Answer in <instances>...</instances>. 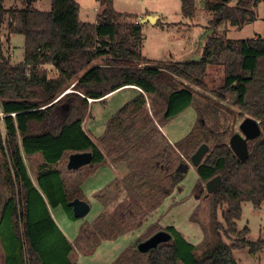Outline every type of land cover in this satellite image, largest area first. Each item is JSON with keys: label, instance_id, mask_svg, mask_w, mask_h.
<instances>
[{"label": "trees", "instance_id": "obj_1", "mask_svg": "<svg viewBox=\"0 0 264 264\" xmlns=\"http://www.w3.org/2000/svg\"><path fill=\"white\" fill-rule=\"evenodd\" d=\"M8 1L15 5L6 8ZM231 1L206 0L204 9L213 16L210 25L215 27L220 22L242 30L256 21L254 10L264 2L233 0L230 5ZM34 3L36 0H0L3 264H76L74 255L81 251V241L90 245L91 253L101 241H113L138 230L181 182L179 171L184 163L180 155L190 160L204 144L209 151L195 169L198 181L192 194L205 190L202 185L207 181L221 178L219 189L204 195L212 209L211 223L204 230L206 237L211 233L214 238L212 248L208 246L204 257L197 260L196 248L173 227L150 225L141 236L143 242L159 232L169 234L170 241L146 254L131 246L112 264H238L234 251H262L264 241L248 242L249 230L238 231L236 223L243 204L259 209L264 203V38L235 41L212 35L197 62L170 61L150 67L142 55L139 18L116 12L111 0H99L100 9L92 23L81 20L75 0H50L49 11L35 9ZM180 3L182 16L193 19L195 0ZM5 29L7 41L11 35L23 38V61L16 66L3 53L1 32ZM219 65L223 85L212 94L218 101L234 96L238 117H250L260 124L261 135L247 144L248 157L243 162L230 150L227 132L208 127L201 110H197L200 116L191 131L173 147L155 125L157 122L164 127L192 104V91L189 87L179 89L176 79L206 89L208 68ZM45 66L56 71L54 78L49 77ZM129 87L141 93L108 119L99 138L91 139L82 128L88 102H101ZM81 153L92 155L90 168L107 161L113 166L128 164L131 172L126 180H132L135 197L116 203L112 216L101 214L91 230L83 227L81 238L70 243L51 211L60 207L70 220L77 221L67 204L75 199L85 201L84 194L79 183L64 180L58 166L68 171L69 156ZM104 196L95 198L103 202ZM113 199L117 196L109 198L111 202ZM225 239L232 244L227 245Z\"/></svg>", "mask_w": 264, "mask_h": 264}, {"label": "rangeland", "instance_id": "obj_2", "mask_svg": "<svg viewBox=\"0 0 264 264\" xmlns=\"http://www.w3.org/2000/svg\"><path fill=\"white\" fill-rule=\"evenodd\" d=\"M75 1L80 8L81 20L86 23L94 22L100 9L99 0ZM111 1L116 12L137 16L139 18L138 22L148 16L160 19L158 26H156L157 22L155 25L149 23L142 25L144 40L142 55L150 60V67L162 63L159 60L164 58V63L170 61L197 62L202 56L204 44L212 35L226 36L227 39L235 41L264 38V2H261L254 10L256 21L244 26L242 30H236L228 24H220V22L215 27L210 25L209 22L213 19V16L204 9L206 0H195L196 11L194 18L191 20L182 16L180 0ZM233 4L234 1L232 0L230 5ZM14 5L13 1H8L5 7L9 8ZM33 6L37 10L49 11L50 0H36ZM163 27H166V29H163ZM1 37L4 56L9 59L12 66L21 64L23 61V38L11 35L9 41H7L6 29L1 32ZM93 64H100V62ZM45 68L48 70L49 77L55 76L52 67L45 66ZM176 81L179 89L189 87L194 97L191 106L177 119L169 122L164 127H160L157 122L155 124L161 128V133L172 147L174 143L186 137L194 127L197 118L200 116L197 110L202 111V118H204L208 127H217L220 131L227 132L229 138L239 133L238 128L243 120L238 117L237 109L233 106L234 96H229L226 101H218L212 94L223 85V70L220 65L208 68L205 78L206 89L187 86L185 82L179 79H176ZM67 92L69 93L71 90ZM135 94L134 91L126 89L115 94L104 103L88 102L89 109L85 119H91L90 124L93 122L98 130V132L91 131L93 140L102 134L106 121L119 108L129 102ZM145 99L148 113L152 116L149 107L150 101L146 96ZM90 124H82L86 133H88ZM0 127L2 129L0 133L4 135L1 117ZM158 130L160 131L159 128ZM203 135L208 136L205 131ZM180 156L181 162L184 163L183 170L179 171L181 182L173 189L170 196L165 198L159 208L150 213L148 219H145L141 224V227L116 240L101 241L96 248H92L91 253L88 251L90 245L81 241V251H77L74 255L76 264H112L125 250L131 246L135 248L143 242L141 236L150 225H156L160 228L173 227L187 243L196 248L194 256L197 260L204 257L206 248L208 246L212 248L214 244L211 233L206 237L204 232L206 226L211 223V203L207 198H204L205 190L201 193L198 191V193L192 194L198 178L195 169L190 164V160H186L182 154ZM107 163L109 162L107 161L94 168L84 166L71 173L65 171L63 165L58 166L59 170L64 173V180L68 184L73 182L80 184L81 190L84 192L85 202L90 206L88 215L77 221L70 220L69 215L60 207L53 211V218L57 220L58 228L73 242L81 238L80 233L83 227L89 230L92 229L91 225L98 216L104 213L112 216L116 203L118 204L125 197H135L132 184H130L132 180L130 182L126 180L131 172L129 165L120 163L113 166L110 163L114 168L109 170ZM32 180L34 181L33 178ZM108 184H112V186L106 189ZM202 187L204 189V184ZM99 194L105 195L103 202L95 198ZM114 195L117 196V199H113L111 202L109 198ZM107 197L108 199H106ZM241 209V218L236 223L237 230L242 231L247 228L249 235L246 239L250 243L259 240L264 241V203L259 209H254L251 204L245 203L241 206ZM217 219L221 221L220 214L217 215ZM83 235L85 236V234ZM225 242L229 246L232 244L230 240L225 239ZM234 256L238 264H264V249L256 254H250L247 249L236 250ZM179 264H183V262L180 261Z\"/></svg>", "mask_w": 264, "mask_h": 264}, {"label": "water", "instance_id": "obj_3", "mask_svg": "<svg viewBox=\"0 0 264 264\" xmlns=\"http://www.w3.org/2000/svg\"><path fill=\"white\" fill-rule=\"evenodd\" d=\"M221 1V0H219ZM157 17H145L139 21L140 25L151 24L155 25ZM239 133L234 134L229 138L228 146L236 158L243 162L248 157L247 144L251 141L258 139L261 135L260 124L254 119L248 117L245 118L239 125ZM209 148L207 145H201L197 151L191 156L190 164L196 169L207 155ZM92 155L90 153L73 154L68 158L67 170L76 171L81 167L89 166L91 164ZM221 185V178L219 176L207 181L204 184L206 192L205 197L212 195L216 192ZM71 208L73 218L80 220L88 215L90 212V206L79 199H75L67 204ZM171 236L165 232H159L153 235L148 240L141 242L137 245V251L142 254H146L151 250L156 249L159 245L168 243Z\"/></svg>", "mask_w": 264, "mask_h": 264}, {"label": "crops", "instance_id": "obj_4", "mask_svg": "<svg viewBox=\"0 0 264 264\" xmlns=\"http://www.w3.org/2000/svg\"><path fill=\"white\" fill-rule=\"evenodd\" d=\"M160 22V19L157 17V22ZM163 29H166V27H163ZM147 59V58H146ZM148 60V59H147ZM150 61V60H149ZM154 61H158V60H154ZM159 61H161L162 63L163 62H165V58L164 59H162V60H159ZM54 72H55V76H56V71L54 70ZM55 76H53L52 78H54ZM126 89H130V90H132V91H134L136 94H135V96L134 97H136L137 95H138V93L140 92L141 93V91L138 89V88H136V87H129V88H125V89H122V90H119V91H117V92H114V93H112V94H110V95H108L107 97H105V99L103 100V101H91V102H93V103H104V102H106L108 99H110V98H112L115 94H117V93H120V92H122V91H125ZM133 97V98H134ZM132 98V99H133ZM92 105V104H91ZM150 107V106H149ZM120 109V108H119ZM118 109V110H119ZM117 110V111H118ZM90 113V112H89ZM108 121V120H107ZM106 121V122H107ZM90 122H91V119L89 120V119H85L84 120V123H83V125L85 124V123H89L90 124ZM155 124H156V122H155ZM82 125V126H83ZM105 125H106V123H105ZM105 125H104V129H105ZM159 129H160V132L162 131L161 130V128L158 126V125H156ZM83 128V127H82ZM104 129H103V131H104ZM83 130H84V132L86 133V131H85V129L83 128ZM93 130V132L94 131H97L98 132V130H97V128H96V126L93 124V122H92V124H90L89 125V128H88V133H86L90 138H91V131ZM163 130H164V128H163ZM102 134H103V132H102ZM101 134V135H102ZM101 135H98L97 137L99 138ZM92 139V138H91ZM173 144V143H172ZM175 144V143H174ZM108 165L107 166H109V170L111 169H113L114 167L110 164V163H107ZM59 169V168H58ZM33 181V180H32ZM34 182V181H33ZM83 194H84V192H83ZM85 202V201H84ZM56 210V209H55ZM54 211V210H53ZM53 211H51V214H52V216H53ZM57 220H55V222H56ZM56 224H57V222H56ZM61 231V230H60ZM62 232V231H61ZM63 233V235L66 237V239L70 242V243H73V241H71V240H69L68 239V237L64 234V232H62ZM78 257V256H77ZM76 257V258H77ZM78 259V258H77ZM0 262H1V264H3L4 263V252H3V250H2V248L0 247Z\"/></svg>", "mask_w": 264, "mask_h": 264}, {"label": "built area", "instance_id": "obj_5", "mask_svg": "<svg viewBox=\"0 0 264 264\" xmlns=\"http://www.w3.org/2000/svg\"><path fill=\"white\" fill-rule=\"evenodd\" d=\"M11 117H14V114H11L10 115ZM0 117H1V120L3 119V116L2 115H0ZM2 125H3V123H2ZM3 129H4V127H3ZM2 131V129H1V127H0V132ZM4 131V130H3ZM1 134V133H0Z\"/></svg>", "mask_w": 264, "mask_h": 264}]
</instances>
